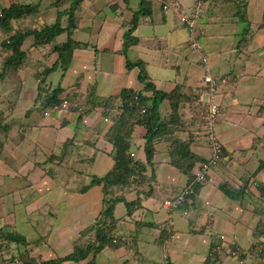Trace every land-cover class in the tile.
I'll return each mask as SVG.
<instances>
[{
    "label": "crops",
    "instance_id": "obj_1",
    "mask_svg": "<svg viewBox=\"0 0 264 264\" xmlns=\"http://www.w3.org/2000/svg\"><path fill=\"white\" fill-rule=\"evenodd\" d=\"M9 1L12 0H0V9L3 8L4 4L8 6ZM37 1H42L40 4L43 5V9L40 10L41 19L50 18V16L52 18L53 13L48 14L53 9L52 6H49L52 0ZM116 1L121 7L117 12L130 14L128 17L130 19L132 11L137 9L136 7L129 9L131 4L134 5V0H130L128 4H124L121 0H100L98 3L97 0H86L84 3L80 12L79 26L72 36L78 41L88 43V47L74 49L61 83L64 91L60 97L76 98L81 93L86 98L91 96L99 99L117 95L123 88L141 90L144 87V83L137 78L138 67L133 66L127 69L126 56L119 52L122 34L125 31L124 22L129 19H125L121 23L115 22L113 15H116V12H113L114 9L110 8L109 5ZM192 1L183 0L182 3L188 6L191 5ZM20 2L23 1L20 0ZM246 3L245 19L248 23H245V19L240 20L236 15L235 5L231 7L232 4H220L213 6L214 9L208 10V4L203 3L205 4V11L198 20V46L194 49L197 57L193 56L196 58L198 67L194 70L190 68L189 54L185 53V48L190 47L188 31L176 21V16L171 8L164 9L162 7L161 0H150L151 14L141 17L133 32L138 37H158L161 41L154 40L153 47L149 49L135 46L127 52L130 60L142 59L147 56L148 59H145L147 61L145 63L148 65L147 81L152 82L160 91L170 92L176 85L181 86L182 92L192 91L201 86L205 72L201 61L202 53L207 56L209 71L215 76L226 79V83L222 85L218 93V101L221 104L225 102L226 109L220 113L216 120V132L226 154L214 169V182L202 184L199 191L187 202L186 209L189 211V215L187 217L180 214L176 215L179 211L172 215L174 227L170 228L171 235L166 242L168 251L170 248L172 251V257L167 253L172 264H204L212 242L219 248L231 249L223 264H264L261 257L255 252L249 251L256 242L257 244L261 242V246L264 248V234H258L259 229L264 232V227L263 229L262 227L258 228V220L264 211V195L262 189L260 190V188H264V25H260L263 20L264 1L246 0ZM254 17L255 19L252 21ZM55 19L56 17L52 22ZM211 21H214L213 25L216 27L212 31L205 28V25ZM222 22L230 24L232 28L218 27L222 25ZM240 23L243 25L242 29L238 31L234 27ZM245 28H250L252 38L245 46L239 48L236 44L242 38V32L245 31ZM64 33L67 38V33ZM190 50L193 49L190 47ZM148 51L152 53L149 54ZM169 54H171L170 57H176V59L183 61L182 64L177 63V60L169 63ZM55 55L53 56L55 57ZM41 57L43 58L42 55ZM42 58L37 60L41 61ZM29 65L30 63H27L23 67L28 68ZM168 69H171L172 73L174 72V80L167 75H162ZM190 71L192 75H195L191 83L187 82ZM228 75H231V80H228ZM77 77H81L79 86L75 84ZM21 97L26 99V90L22 88L19 90V96L17 94V100L12 102L13 107L18 104ZM35 97L36 87L35 92L28 100L34 102ZM12 104H9L5 111L12 113ZM31 104L33 105V103ZM179 105L184 111L185 117L189 119L191 114L187 105ZM167 110L168 108L161 115L163 116ZM55 112L58 111H53L46 117L37 110L30 115L26 113L23 120L27 121L21 122L19 125L20 142L27 141L22 135L26 131L24 126H28L27 128L38 126L40 128L38 140L34 141L36 146L38 141L46 144L47 139L52 136V140L49 142L50 147L48 151L44 152L42 160L36 158L34 159L37 161L30 160L28 158L29 151L22 146L21 150L18 146L13 145L10 139L7 142L8 135L11 137V134L6 135V141H3L5 150H3L4 156L7 155V157L1 162L0 171L4 175L0 177V185H2L6 173L12 170L11 165H15L16 162H20L19 168L17 167L16 170H35L40 175L39 182H44L40 185L41 192L36 197L29 198L25 208L21 207V215L24 216L25 212L26 214L30 213L32 209L44 204L47 199L56 197V203H62V207L55 209L53 206L56 203H51L55 214L54 225L60 230L61 235L69 237L71 242V248L65 246L66 252H62L61 256L58 255L63 257L70 253L73 249V241L84 228L89 227L94 222L102 209V194L99 186L90 187L85 193L78 192L77 189L88 184L91 175H104L112 167L113 159L110 156L112 145L104 139V134L111 123L105 119L102 107H97L94 113L84 117L87 122L84 130L85 137H90L88 142H83L84 138L78 139L76 137L79 132L83 131L82 128L78 127L77 112L64 110L53 117ZM42 117L45 119L40 120ZM51 127L56 128V131L51 133ZM192 131L195 133L193 139L196 141L191 146L192 151L203 158L208 157L210 149L203 137V129H193ZM143 133L144 129L138 127L136 144L134 143L138 154L136 155L141 159L145 158L143 139L141 138ZM176 136L181 139H188L189 133L181 131L177 132ZM69 139H72L74 144L68 165V168L71 169L59 177L56 176L60 171L54 169L56 171H54L53 177L47 176V173L43 172L42 169L50 164H56L49 159L50 155L60 150L61 145ZM168 146L169 142L165 140L155 142L153 166L149 169L155 176L156 191L154 196L143 199L139 205H136V211L130 216L126 215L125 206L121 214L114 215L118 226L120 225L119 232L121 234L134 229V224L130 218L142 221V225L141 223L136 225V227L139 226V231L135 241L132 240L130 244L126 243V245L123 244V246L115 248L105 246L96 255L95 264H146L147 262L144 263V254L140 252L138 246L143 227L146 235L153 236V243H165L159 240L160 226H150L143 223L153 222L162 225L164 222L167 225L168 216L164 213L159 200L163 197L166 189L173 186L183 188L187 185V176L168 162ZM132 150L135 151V149ZM9 154H11L10 162H8ZM6 161L9 166L3 163ZM74 162L77 164L74 165ZM198 166L199 164L196 165L195 171ZM86 169L90 170L89 173ZM78 177L84 178L83 184L80 186L77 185ZM56 178L60 183L54 180ZM244 179H247L246 184L243 183ZM225 181L233 184L230 189L238 197H229L221 190L220 185ZM238 186L244 190L238 189ZM93 188L98 191V199L96 197L93 200L90 199ZM132 192L136 193V198L141 197L140 194H137L136 188H132L130 192L126 193L130 196V200L134 199ZM55 193L56 196H54ZM82 201L86 204L78 211L74 206ZM120 203L123 202L116 204L114 214L117 213ZM175 215L178 219L175 218ZM2 218L4 224L14 226V230L30 242L25 247L13 243L16 249L15 251L10 250L12 251L11 254L29 249L31 254L39 255L43 260L54 259V256L44 259L42 253L37 254L36 251L33 253L35 249L37 250L48 243L49 234L39 235L35 227L28 222L23 225L28 232L23 234L15 228L17 221L0 217V219ZM77 219L85 220V224L81 227L74 225ZM148 226L154 229L151 233L146 231V229H152ZM214 236H218V240L215 241ZM5 251L8 253L7 250ZM46 252L49 251L46 250ZM124 256L126 257L124 258ZM142 257L144 258L140 261ZM89 258L87 256L84 260L75 262L83 264Z\"/></svg>",
    "mask_w": 264,
    "mask_h": 264
},
{
    "label": "trees",
    "instance_id": "obj_2",
    "mask_svg": "<svg viewBox=\"0 0 264 264\" xmlns=\"http://www.w3.org/2000/svg\"><path fill=\"white\" fill-rule=\"evenodd\" d=\"M124 4H128L130 0H121ZM183 0H161L162 7L164 9L171 8L180 12L192 11L198 4L206 3L209 9L213 6L220 4H233L236 7V15L240 20H244L246 17V0H193L191 5L185 6L182 3ZM86 0H52L49 6L57 9V16L54 22L43 21L39 22L36 19V15L39 16L41 4L39 1H30L23 3L17 0H12L11 3L0 9V78H4L11 70L17 69L20 66H25L27 60L30 59V50L36 48H46L47 51L43 56H50V54H56V59L51 67H46L44 70L37 73V85H36V97L34 98L33 108L39 111L41 114L47 112H53L54 110H67L75 111L78 113V119L81 120L84 117L94 113L97 107L103 108L104 117L111 123L109 129L104 134V139L111 143L112 149L110 156L113 159L112 167L102 176L91 175V179L88 184H85L77 189L78 192H83L90 187L99 186L101 195L102 209L96 216L94 222L82 230L79 236L73 241V250L71 253L57 257L50 260H43L39 255L31 254L29 249L23 250L17 254H11L10 257H0V264H6L7 261L13 258L19 259V264H61L63 261L74 260L79 261L90 257L87 262L83 264H94L96 255L105 247H120L122 244H130L132 240L135 241L136 234L139 231V226L142 225V221H136L130 218V221L134 224V229L129 232L120 233L118 228L117 219H115L113 213L115 206L118 202H123L126 207V215L130 216L136 211V205H139L140 200L148 199L154 196L156 187L155 176L147 168H152V160L155 152V142L157 140H165L169 142L168 146V159L169 163L180 170L187 176V185L185 187L193 190V196L202 187V182L195 180V167L199 164L208 161V157L203 158L199 154L192 151L191 146L194 142L193 136L195 133L193 129H203V137L209 144L207 133L204 131V124L202 116L206 111V106L203 101L198 102L199 91L206 88L205 83L197 87L194 90L182 92L181 86L176 85L170 92H164L156 89V86L152 82H148V74L145 69V61L142 59L130 60L127 56V52L130 48L140 46L145 49L153 47V42L161 41L158 37H138L133 34L138 26L139 19L143 16H149L151 14L150 0H138L137 9L132 11V16L126 22L124 26L128 28L122 34L121 47L119 52L126 56V68L130 69L133 66H137L139 71L137 78L140 82L144 83V87L141 90H133L129 88H123L117 95L105 96L103 98L96 99L95 97H84L79 93L76 98H69L65 96L60 97L64 91L61 83L64 74L68 68L72 53L74 49H85L88 47V43L76 40L72 34L75 29L78 28L81 14H79ZM114 9L113 12H117L121 9L118 2H114L109 5ZM214 9V8H213ZM65 17V21L62 23L61 18ZM248 21L245 19V23ZM181 26H185L180 23ZM260 25H264V12L263 20ZM66 32L67 38L61 43H55L54 40L60 34ZM195 36H198L195 34ZM27 48H24V44L28 39H31ZM250 28H245L242 32V38L237 42V47L242 48L249 40H251ZM45 63V61H42ZM58 67L61 71L57 82L52 80L47 81L48 73ZM225 76V75H224ZM227 76V75H226ZM231 75H228V80H231ZM81 77H77L76 86H79ZM198 89V90H197ZM67 100L68 106L63 107V101ZM167 102L168 110L162 116L159 110L161 102ZM73 103H76L74 105ZM179 104L187 105V109L191 114L190 118L185 117L184 111H182ZM56 107V109H54ZM221 112L226 109L225 102L219 103ZM144 108V110H142ZM220 112V113H221ZM136 127H142L144 133L143 139V152L144 159L139 158L137 155H130L133 142V132ZM8 126L4 123V111L0 110V131L7 130ZM185 131L189 133L188 139H181L176 136L177 132ZM217 134V132H216ZM202 136L200 134H197ZM218 136V134H217ZM219 138V137H218ZM255 144V143H254ZM72 139L65 141L60 150L52 153L49 157L51 161L63 166L69 165V160L73 153ZM3 142L0 140V148H3ZM253 147L255 145H252ZM135 154V153H134ZM226 151L222 146V151L218 163L225 157ZM84 160V159H82ZM218 163L212 165V174L214 176V169ZM148 173V174H147ZM247 183V179L243 180V183ZM167 186V185H165ZM228 182H224L220 185L221 190L229 197H238L234 194ZM132 188H136L137 194L141 197H137L133 200H126V193L130 192ZM166 188V187H165ZM241 190V186L237 187ZM262 189L264 195V188ZM163 197L159 200L167 198H173L182 191V188L171 187L166 189ZM239 192V191H238ZM263 216V217H262ZM258 220V228L264 227V211L263 215ZM150 226H160L161 233L159 240L163 242V237L166 234L162 225L154 224L153 222H144ZM138 228V229H137ZM14 231V232H13ZM262 232L260 229L258 234ZM0 234L2 239L0 243V251L7 250L10 252V245L12 243L17 244L20 247H25L30 244L23 235L14 230L12 225H4L0 228ZM122 236L124 239H121ZM115 238V242H113ZM93 240V243H92ZM133 241V243H134ZM132 243V244H133ZM251 253H256L264 261V248L261 246V242L250 247ZM224 248H219L212 242L208 250L207 256L204 260V264H223L226 256ZM172 264V263H170Z\"/></svg>",
    "mask_w": 264,
    "mask_h": 264
},
{
    "label": "rangeland",
    "instance_id": "obj_3",
    "mask_svg": "<svg viewBox=\"0 0 264 264\" xmlns=\"http://www.w3.org/2000/svg\"><path fill=\"white\" fill-rule=\"evenodd\" d=\"M17 1H20V0H17ZM21 1H23L24 3H28L30 1L36 2L37 0H21ZM99 1L100 0H97V3ZM103 1H105V0H103ZM9 2H8V4L11 3V2L10 3ZM133 2H134V5L131 4L129 9H134V7L137 8V4H136L137 0H136V2H135V0ZM230 6L234 7L233 4ZM3 7H6V4H4ZM39 9L40 10L43 9V5H41V7ZM52 13H53L52 18L50 16V18L45 17V18L41 19L42 16L39 13L40 17L38 15H36V19H38L39 22H42V20L47 21V22H52L53 19L57 15V9L55 7H53V9L48 12V14H52ZM79 14H81V13H79ZM126 14H128V13H120L119 14V12H116V15H113V18H114L115 22L121 23L125 19H129L128 17L130 16V14H128L127 16H126ZM249 18L251 19L252 17L250 16ZM254 19H255V17L252 19V21H254ZM64 21H65V17H62L61 22L63 23ZM213 23H214V21L207 23L205 25V28L211 29V31H212L213 29L216 28V27H214ZM242 25L243 24L240 23V25L238 24L234 28H237V30L240 31L242 29ZM124 27H125V29L128 28L127 26H124ZM218 27L224 28V29L229 28V27L232 28L230 24H228V23L224 24V22H222V25H219ZM61 35L58 36L57 38H55V40H54L55 43L56 42H62L66 39L65 33H64V35H62V36ZM30 41H32V38L28 39L26 41V44H24L23 47L27 48ZM31 51H32V53L30 55H32V56L30 57V60H27V63H30L28 68L21 66L18 70L13 69L8 74H6L4 78H0V110L4 111V115H5L4 123L8 124L7 130L0 131V137H1L0 140L2 142L4 140L6 141V135L10 133L11 137H9V135H8L7 142H9V139H10L13 142V145L18 146L21 150H22V148L27 149L29 151L28 158L30 160H35L34 158H36L37 160H42V157L44 156V152L48 151V149L50 147L49 142L52 140V136H50L47 139L46 144H44L42 141H38L39 143L36 146L34 144V141L38 140V137L40 134V128L38 126L29 127V128H27L28 126H24L26 128V131L24 133H22V135H23V137L25 136V138H26L25 140H27V141L26 142H20V137H19V135H20L19 134V127L20 126L19 125L21 122L27 121V120H23L26 113H28L30 115L33 111H35V110H33V105L31 104L33 102H31V100H28V99L35 92V87H36L35 85H36V82L38 81V80H36L37 79V73L44 70L46 67H51L53 62L56 59V55H55V53L54 54L51 53L50 56L44 57L43 54L47 51V49L42 48V47L36 48V49H31L30 52ZM148 53L150 54L152 52L148 51ZM185 53L189 54V61H191L190 68L192 70L196 69L198 67V65L196 62V58H193V56L197 57L196 50H194V49L190 50V47H187V48H185ZM41 55L43 56V58L41 57ZM53 55H55V57ZM170 55L171 54H169V63L170 62L173 63L174 61L177 60V63L182 64L183 61L176 59V57H170ZM40 58H42V60L38 61ZM142 59L144 61H146L145 59H148V58L146 56V57H143ZM42 61H45L46 63H44ZM145 69L148 72V65H146V63H145ZM181 72H182V69H181ZM60 73H61V71L58 70V67L52 69L48 73L47 81L52 80L53 82L56 83L59 76H60ZM173 73H172L171 69H168L167 71L163 72L162 75H167L169 78L174 80V74ZM194 77H195V75H192L191 71H190L188 74V77H187V82L191 83L194 80ZM20 88L26 90V99L21 97L20 100H18V104L15 107H13L12 102L17 100V94L19 96ZM9 104H12V107H13L12 113H11V111H5ZM166 108H167V103L165 101L161 102L160 106H159L160 113H162ZM57 111L58 112H55L53 117L62 113V111H64V110H57ZM46 116H48V113L45 115V117ZM88 116H90V115H88ZM43 119H45V118L42 117L40 120H43ZM77 123L79 124L78 127L80 129L82 128L83 131L79 132L76 135V137L78 139L84 138L83 142H88L90 137H85V132H84V130L86 129L85 124H87V122L83 118V119L77 121ZM137 129H138V127H136L135 131L133 132V136H134L133 142L135 144H136V136H137L136 131H137ZM54 131H56V128L51 127V133H53ZM135 144H133L131 147V149H135V151L131 150V152L135 153L134 156L136 157L137 152H136ZM21 146H22V148H21ZM3 149H4V146H3V148H0V166L2 165V163H1L2 159L7 157V155L4 156V150L5 149L4 150ZM2 150H3V152L1 153ZM8 158H9L8 162H10L11 161V154L8 155ZM37 160H35V161H37ZM8 162L6 161V163L5 162H3V163L6 164V166H9ZM73 164L75 165L77 163L74 162ZM19 165H20V162H16L15 165H11L12 170H10L9 173H6V175L3 178L2 185H0V217H4L7 220L14 219V221H17V225L15 224V228H16V230H18L19 232H22L23 234H25V233L27 234V232H28L23 227V225L26 224V222L31 223L35 227V229L38 231L39 235L40 234L41 235L49 234L48 243L42 247H39L37 250L35 249L33 251V253L35 251L37 252V254L42 253L44 259L50 258L52 256H54V258L59 257L62 255V252H66L64 249L65 246H68L69 248H71V242L69 240V237H64L63 235H61L60 230H58L56 228V226L54 225L55 214H54V211L52 210L51 203L52 202L56 203L57 198L52 197V198L47 199V201L44 204H42L40 207H38V208L36 207V208L32 209L31 212L27 213V214L25 212L24 216H22L21 215L22 214L21 207L25 208L26 207L25 204H27L28 199L36 197L41 192L40 185H42L44 182L43 181L39 182L40 175L37 174L35 170H27V169H24L22 171H20L19 169L16 170V168ZM54 169H57L60 171V173L56 176V177H59V175H61V174L65 175L64 172L71 169V168H68V166H58L56 164H50L45 169H42V171L46 172L47 176L53 177L54 171H56ZM149 169H150V167L147 168L148 173L150 171ZM86 170L89 173L90 170L89 169H86ZM2 175H4V174H1V171H0V177ZM7 177H8V179H5ZM83 179H84L83 177L77 178V185L78 186L83 184V181H82ZM54 180L57 183H60L58 178H56ZM85 192H86V190L83 191V193H85ZM132 194L134 195V199H135L136 193L132 192ZM91 195H92V198H90V199L93 200L94 197H96V199H98V191L95 190V188H93V190H91ZM126 195H125V199L130 201V196L127 195V198H126ZM54 196H56V193L54 194ZM141 201L142 200H140V202ZM140 202H139V204H140ZM85 204L86 203L84 201L78 202L74 207L79 211V209ZM119 205H120L119 208L117 206V208H118L117 213H115V214L113 213V215L121 214L125 205L123 203H120ZM53 207L55 209L60 208V207H62V203H56L55 206H53ZM257 207H259V205H257ZM176 215H179V213H177ZM175 218L178 219L177 216ZM84 224H85V220L77 219V221L75 222L74 225L81 227ZM4 225H6V224H4V220L2 218V219H0V228L3 227ZM79 227H77V228H79ZM86 228H84L83 230H85ZM119 228H120V225H119ZM148 228H152V229H146V231L148 233H151L154 230L153 227L148 226ZM142 232L143 233H141L140 237H139L138 246H139L140 252L144 254V257H145L144 263L147 262L146 264H161L163 261H167V259L163 258V254H164L165 250L172 257L171 248L168 251V247L166 246V243H163V244L153 243L152 242L153 236L152 235H146L144 227L142 229ZM207 232L208 231L206 230V233ZM26 236H28V235H26ZM213 238L215 241L218 240V236H214ZM1 239H2V235L0 234V243H2ZM145 240H148V241H145ZM14 246L15 245H13V243H12L10 245L9 250L15 251L16 248ZM122 246H123V244H122ZM42 250H43V252H42ZM46 250L49 252H46ZM72 250L70 251V253L72 252ZM11 253H12V251H10L8 253H6V251H2V252H0V257H1V255L3 257H6V258L10 257ZM125 257L126 256H124V258ZM144 257L140 258V261ZM8 263H11V260L6 262V264H8ZM63 264H77V262H75L73 260H68V261L63 262ZM94 264H95V262H94Z\"/></svg>",
    "mask_w": 264,
    "mask_h": 264
},
{
    "label": "built area",
    "instance_id": "obj_4",
    "mask_svg": "<svg viewBox=\"0 0 264 264\" xmlns=\"http://www.w3.org/2000/svg\"><path fill=\"white\" fill-rule=\"evenodd\" d=\"M202 6L196 5L192 11L180 12L176 11L177 20L179 23H183L188 32L190 47L195 49L197 48V42L195 38L196 33V24L199 18L200 13L202 12ZM202 67L204 68L203 82L206 85L205 89L199 90V96L197 101H203L206 106V111L202 116L204 131L207 133L209 140V149L210 155L208 156V161H205L200 165V167L195 171V180L202 183H212L214 182V176L212 174V165L215 166L221 155L222 144L216 134V120L220 115V107L218 101V93L220 88L224 83H226L225 78H218V76L213 75L208 68V59L205 53H202L201 57ZM203 97V98H202ZM76 105V103H73ZM67 100L63 101V107H67ZM56 109V107H54ZM144 110V108H142ZM47 114V113H46ZM130 155H134L133 152ZM193 194L191 188L184 187L179 195L167 199L162 203V207L168 215H172L179 210H182L184 215H187L188 212L184 209V204L187 199ZM170 223H173V220L170 219ZM93 243V240H92ZM231 249L226 250V253H230ZM234 254V253H232ZM164 258L167 259V255H164ZM14 264H19V259L15 258L13 261ZM171 262L163 261L161 264H170Z\"/></svg>",
    "mask_w": 264,
    "mask_h": 264
},
{
    "label": "clouds",
    "instance_id": "obj_5",
    "mask_svg": "<svg viewBox=\"0 0 264 264\" xmlns=\"http://www.w3.org/2000/svg\"><path fill=\"white\" fill-rule=\"evenodd\" d=\"M199 5V4H198ZM200 5L202 6V12L200 13V15H199V18H198V20L200 19V17H201V14L205 11V4H203L202 2L200 3ZM168 9V8H167ZM173 11H174V14H175V16H176V21L179 23V21L177 20V15H176V9H172ZM198 20H197V24H196V35H197V25H198ZM180 24V23H179ZM185 28H186V26H184ZM187 29V28H186ZM188 31V30H187ZM188 37H189V32H188ZM195 38H196V42H198L197 41V37L195 36ZM188 42H189V46H190V40H189V38H188ZM197 46H198V43H197ZM193 49V48H192ZM218 78H222V77H220V76H218ZM58 110V109H57ZM57 110H54V111H57ZM66 111V110H65ZM220 112H221V110H220ZM48 113V115L50 114V112H47ZM46 115V113L44 114V116ZM219 117V116H218ZM106 119V118H105ZM218 119V118H217ZM204 184H206V183H204ZM184 188V187H183ZM182 188V189H183ZM191 197H193V194L187 199V201H186V203L184 204V209H186V204H187V202L189 201V199H191ZM167 199H170V198H167ZM167 199H165V200H167ZM165 200H163V202L165 201ZM163 202H161V207H162V203ZM162 209H163V207H162ZM164 210V209H163ZM187 210V209H186ZM164 212H165V210H164ZM187 212H188V214L187 215H184L183 214V212H182V210H179V214L180 215H182V216H184V217H187L188 215H189V211L187 210ZM165 214H167L166 212H165ZM173 215V214H172ZM172 215H168L167 214V225H166V234L164 235V237H163V241L166 243L168 240H169V237H170V235H171V231H170V228L173 226L174 227V219H173V217H172ZM170 219H172L173 220V223H170ZM123 237V236H122ZM122 239H124V237L122 238ZM115 238H113V242H115ZM167 255V259L170 261V258L168 257V254H167V251L165 250L164 251V254H163V258H164V255ZM14 259L15 258H13L12 260H11V263H8V264H14L13 263V261H14ZM84 260V259H83ZM80 261V260H79ZM171 262V261H170Z\"/></svg>",
    "mask_w": 264,
    "mask_h": 264
}]
</instances>
